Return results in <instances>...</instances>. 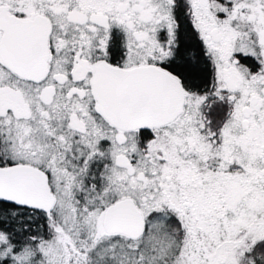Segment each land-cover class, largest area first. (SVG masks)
<instances>
[{
    "label": "snow or ice",
    "instance_id": "obj_1",
    "mask_svg": "<svg viewBox=\"0 0 264 264\" xmlns=\"http://www.w3.org/2000/svg\"><path fill=\"white\" fill-rule=\"evenodd\" d=\"M0 264H264V0H0Z\"/></svg>",
    "mask_w": 264,
    "mask_h": 264
}]
</instances>
